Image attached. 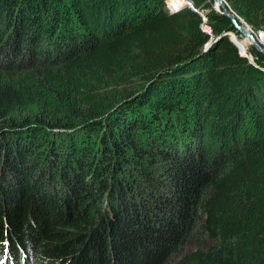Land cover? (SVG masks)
Wrapping results in <instances>:
<instances>
[{
    "label": "trees",
    "instance_id": "1",
    "mask_svg": "<svg viewBox=\"0 0 264 264\" xmlns=\"http://www.w3.org/2000/svg\"><path fill=\"white\" fill-rule=\"evenodd\" d=\"M192 1L210 33L164 0H0V261L264 264V55Z\"/></svg>",
    "mask_w": 264,
    "mask_h": 264
},
{
    "label": "built area",
    "instance_id": "2",
    "mask_svg": "<svg viewBox=\"0 0 264 264\" xmlns=\"http://www.w3.org/2000/svg\"><path fill=\"white\" fill-rule=\"evenodd\" d=\"M183 1V2H181ZM165 2V8L169 11V12H174L178 9H180L183 6H188L192 9H194L195 12L198 13V15L201 17V24H200V28L203 31H206L208 33H210V27L208 25L207 22V16H206V9L202 8V7H198L194 4V2L192 0H164ZM212 7V6H211ZM213 8V7H212ZM231 11V10H230ZM232 12V11H231ZM233 13V12H232ZM234 14V13H233ZM248 27V26H247ZM248 29L250 31H252V33L254 34V38L263 46L264 48V29H258V30H252L251 28L248 27ZM229 36H231V40L237 45L238 49H239V53L241 55H244L247 57V55L245 54L244 50H243V46L236 41V39L234 38V34L233 33H228ZM238 43V44H237Z\"/></svg>",
    "mask_w": 264,
    "mask_h": 264
},
{
    "label": "water",
    "instance_id": "3",
    "mask_svg": "<svg viewBox=\"0 0 264 264\" xmlns=\"http://www.w3.org/2000/svg\"><path fill=\"white\" fill-rule=\"evenodd\" d=\"M210 1V0H209ZM214 2H217L220 6V9L215 8L214 5L212 6L214 9H217V11H220L223 15L227 16L231 22L233 23L234 27L240 32V34L247 38L252 45L260 52L264 55V48L263 46L254 38V34L252 33V31H250L248 29V27H243L241 24H239L237 22V19L235 17V15L229 10V8L227 7V4L224 0H213Z\"/></svg>",
    "mask_w": 264,
    "mask_h": 264
},
{
    "label": "rangeland",
    "instance_id": "4",
    "mask_svg": "<svg viewBox=\"0 0 264 264\" xmlns=\"http://www.w3.org/2000/svg\"><path fill=\"white\" fill-rule=\"evenodd\" d=\"M207 2H208V4H210L211 6H213L214 5V3H213V0H207ZM227 7H228V5H227ZM229 8V7H228ZM204 9H206V10H208L207 8H204ZM215 10H217V9H215ZM221 10V9H220ZM229 10H230V8H229ZM241 25L242 26H244V27H246V26H248L249 28H250V26L247 24V23H245V21L243 20V19H241ZM244 22V23H243ZM247 28V27H246ZM234 34V33H233ZM231 37V36H230ZM234 38L236 39V41L238 42V41H242L243 39H246L245 37H243L242 35H240V36H234ZM231 39V38H230ZM238 44V43H237ZM236 45V44H235ZM244 45H245V47H244ZM243 45V50H244V52H245V54L247 55V57H249L250 59L252 58L248 53H247V49L249 48V47H254L253 45H252V43L251 42H249V43H247V44H244ZM237 46V45H236ZM238 48V47H237ZM255 48V47H254ZM239 50V49H238ZM244 56V55H243ZM5 242H7V240H4V243ZM185 247L186 248H190L191 247V244L190 245H188V244H186L185 245ZM5 258H9V262H10V264H14L12 261H11V258L7 255V254H5L4 255V257L1 259L2 261H0V263H3V259H5ZM45 258H48V256H44L42 259H41V261H43Z\"/></svg>",
    "mask_w": 264,
    "mask_h": 264
},
{
    "label": "bare ground",
    "instance_id": "5",
    "mask_svg": "<svg viewBox=\"0 0 264 264\" xmlns=\"http://www.w3.org/2000/svg\"><path fill=\"white\" fill-rule=\"evenodd\" d=\"M213 3H214V7H215V8L220 9V6H219V4H218L217 2H214V1H213ZM243 27H244V26H243ZM246 39H247V38H246ZM247 40H248V39H247ZM248 41H249V40H248ZM249 42H250V41H249Z\"/></svg>",
    "mask_w": 264,
    "mask_h": 264
}]
</instances>
